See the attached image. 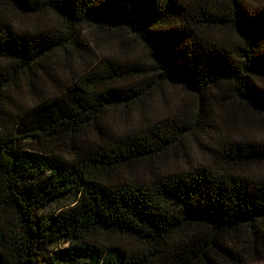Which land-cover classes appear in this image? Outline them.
Instances as JSON below:
<instances>
[{"label": "trees", "instance_id": "16d2710c", "mask_svg": "<svg viewBox=\"0 0 264 264\" xmlns=\"http://www.w3.org/2000/svg\"><path fill=\"white\" fill-rule=\"evenodd\" d=\"M238 106L264 116V0H0V264H259Z\"/></svg>", "mask_w": 264, "mask_h": 264}, {"label": "rangeland", "instance_id": "374dc122", "mask_svg": "<svg viewBox=\"0 0 264 264\" xmlns=\"http://www.w3.org/2000/svg\"><path fill=\"white\" fill-rule=\"evenodd\" d=\"M20 22H22L23 20L25 21H32L35 18H18ZM43 20L45 22H55L57 23L56 20H54L53 17H48V16H44ZM135 52L139 55H145L143 49L139 46L135 48ZM69 61L66 62L69 65H71L73 68H76L77 66V57H69L68 59ZM57 77H63V73H61L60 71H57ZM65 73L69 74V72L65 71ZM164 92L167 93L169 98H166V100L163 99H159L156 105L157 109H162L163 106L165 105H169V106H173L177 100L179 99H186L185 97L187 96V94L184 92V90L181 87H171L168 86L164 89ZM189 97V96H188ZM113 117L116 116V113L112 114ZM111 115V118H112ZM251 114H249L247 112L246 109H244L243 107H237L236 109H234L231 112L230 115V121L235 124V126L233 127V132L232 135L233 136H254V137H264V116L262 117H254L251 118L249 117ZM113 119V118H112ZM246 119L248 120L246 122ZM201 137V135H198L197 132L192 133V134H187L184 138H183V146H184V150L187 151L188 155L192 158V160L197 161H204V162H209L210 164L213 163L215 161V157L213 154L209 153V152H201L202 150L199 149V145L197 142V138L199 139ZM202 140L206 141L207 140L205 138L202 137ZM181 153V152H180ZM63 203V202H62ZM55 205V204H54ZM56 207V205H55ZM48 209H54V206L49 207ZM259 264H264V258L263 260L259 263Z\"/></svg>", "mask_w": 264, "mask_h": 264}]
</instances>
